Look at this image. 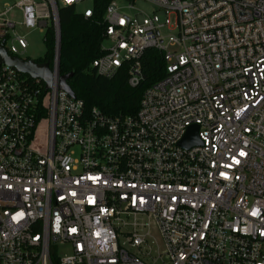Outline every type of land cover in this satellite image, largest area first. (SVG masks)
<instances>
[{
  "label": "built area",
  "instance_id": "2783aa9c",
  "mask_svg": "<svg viewBox=\"0 0 264 264\" xmlns=\"http://www.w3.org/2000/svg\"><path fill=\"white\" fill-rule=\"evenodd\" d=\"M143 1L158 12L106 5L91 62L135 88L144 52L161 53L163 76L118 115L59 88L58 8L91 2L89 18L94 0L0 10L9 55L28 47L14 8L54 37L47 91L0 63V264H264V0Z\"/></svg>",
  "mask_w": 264,
  "mask_h": 264
},
{
  "label": "trees",
  "instance_id": "16d2710c",
  "mask_svg": "<svg viewBox=\"0 0 264 264\" xmlns=\"http://www.w3.org/2000/svg\"><path fill=\"white\" fill-rule=\"evenodd\" d=\"M110 1L94 0V14L89 18L77 12L74 6H59V74L73 73L67 84L74 95L84 101L86 108L95 106L107 115L133 114L143 90L163 76L164 62L157 50H146L141 58L144 80L135 88L127 85L123 69L112 78L95 72L91 62L102 54L105 29L102 18ZM43 40L44 56L34 61L51 65L54 53L52 28L45 32Z\"/></svg>",
  "mask_w": 264,
  "mask_h": 264
},
{
  "label": "rangeland",
  "instance_id": "374dc122",
  "mask_svg": "<svg viewBox=\"0 0 264 264\" xmlns=\"http://www.w3.org/2000/svg\"><path fill=\"white\" fill-rule=\"evenodd\" d=\"M18 0H1L0 1V10H3L4 5H12L14 2ZM119 7L120 11L127 13V14H136L137 12H141L143 14H149L152 11H156V8L150 4L149 2L143 0H113ZM91 2H81L76 5L75 9L77 11H81L84 8L91 6ZM132 4V8H127L128 5ZM161 14V13H159ZM10 16L17 21L19 24L16 26L15 31L17 33L23 34L26 36L28 40V47L25 54L22 58H29V59H37L44 56L46 51L43 35L44 31H40L38 28H25L21 25V15L20 12L14 8L10 12ZM8 46V44L6 45ZM123 243V239L120 238V244ZM126 247V245H123ZM71 247L68 243L65 244H58L56 249V255L61 257L68 253H70ZM153 253L156 252L155 248L152 250Z\"/></svg>",
  "mask_w": 264,
  "mask_h": 264
},
{
  "label": "water",
  "instance_id": "95a60500",
  "mask_svg": "<svg viewBox=\"0 0 264 264\" xmlns=\"http://www.w3.org/2000/svg\"><path fill=\"white\" fill-rule=\"evenodd\" d=\"M58 59H59V46H58ZM0 63H5L13 67L17 72L26 74L31 78H39L44 83V90L47 91L51 87V70L48 62H35L33 59H22L18 56L9 55L3 46V42L0 43ZM73 75L72 72L60 75L59 88L66 91L69 95L75 96L70 86L67 84V80ZM198 127L193 125L188 128L185 136L179 142L181 146L189 148L194 145L201 144L200 139L197 136Z\"/></svg>",
  "mask_w": 264,
  "mask_h": 264
}]
</instances>
